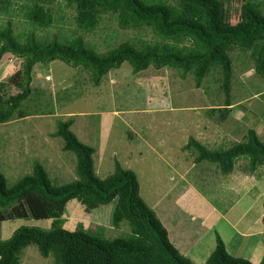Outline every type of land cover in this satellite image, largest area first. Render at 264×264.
Here are the masks:
<instances>
[{
    "label": "rangeland",
    "instance_id": "rangeland-1",
    "mask_svg": "<svg viewBox=\"0 0 264 264\" xmlns=\"http://www.w3.org/2000/svg\"><path fill=\"white\" fill-rule=\"evenodd\" d=\"M12 1L8 11L0 9V28L11 20L22 42L31 31L40 41L55 37L60 42L81 32L75 7L64 0L46 4L55 21L44 29L34 27L25 17V0ZM243 1L223 0L232 22L240 19ZM253 1L264 10V0ZM81 33L100 52L125 40L137 45L159 41L149 29L121 28L111 13L102 14L94 31ZM230 55L232 108L224 120L217 110L223 109L225 94L216 70L196 86L193 73L183 78L175 68L154 66L134 72L125 62L95 85L90 72L61 60L35 64L32 86L38 98L22 104L23 109L35 113L0 122V172L8 187L31 174L37 161L56 187L77 178L75 153L63 148L61 136L52 135L59 119L72 117L71 129L81 141L95 147L94 167L99 177L113 172L115 160L120 161L136 171L142 197L161 219L167 215L172 223L181 220L185 232L205 235L202 243L218 233L231 254L258 263L264 259V165L252 173L247 160L241 158L231 173L224 174L209 161L197 162L196 152L186 146L193 136L209 148H225L241 140L251 127L264 140V79L256 73L249 51L237 48ZM21 62L13 53L4 54L0 82L14 74ZM17 91L15 87L9 90ZM51 104L52 113L40 111ZM114 207L112 201L88 210L79 200L71 199L60 226L102 239L128 238L132 231L126 220L118 227L112 224ZM201 210L206 218L199 216ZM201 218L208 222L202 223ZM209 222H213L212 228ZM21 226L50 229L51 218L0 221V239L9 238ZM20 264L57 263L53 254L45 257L31 244L23 249Z\"/></svg>",
    "mask_w": 264,
    "mask_h": 264
},
{
    "label": "trees",
    "instance_id": "trees-1",
    "mask_svg": "<svg viewBox=\"0 0 264 264\" xmlns=\"http://www.w3.org/2000/svg\"><path fill=\"white\" fill-rule=\"evenodd\" d=\"M24 15L36 28H47L55 21L46 4L57 0H25ZM75 7V21L81 32L94 31L102 14L115 15L121 28L149 29L159 41H122L104 52L88 44L83 33L66 41L57 38L40 41L31 31L22 42L14 33L12 21L0 28V60L10 52L22 58L21 67L0 82V122L31 113L23 109L27 100L37 99L32 86L33 68L37 63L61 60L87 70L95 85L113 68L129 63L134 72L154 66L171 67L181 77L193 73L196 86L213 70L221 74L220 87L225 94L220 118L231 111L234 49L249 51L256 73L264 79V10L253 0L241 4L240 19L231 21L223 0H64ZM12 0H0V9L8 11ZM17 92H9L12 88ZM11 88V89H10ZM49 106V105H48ZM40 109L42 113H52ZM214 110V108H213ZM40 112V113H41ZM72 117L57 122L53 136H61L63 148L76 156L77 178L56 187L45 167L35 162L31 174L8 187L0 172V221L14 218H51V228L21 226L7 239H0V264H20L23 249L37 246L41 255L53 254L57 264H198L183 254L170 240L168 231L154 208L140 193L135 170L115 160L113 172L99 177L94 167L95 147L81 141L71 129ZM188 148L196 152L197 162L209 161L224 174L231 173L239 159L247 160L250 172L264 165V140L255 128H248L243 138L225 148H209L199 139L189 137ZM79 200L90 210L115 201L112 224L126 220L132 231L128 238L102 239L78 229L60 226V218L71 199ZM264 222V214L262 217ZM199 264H264L231 254L220 234L204 263Z\"/></svg>",
    "mask_w": 264,
    "mask_h": 264
},
{
    "label": "crops",
    "instance_id": "crops-1",
    "mask_svg": "<svg viewBox=\"0 0 264 264\" xmlns=\"http://www.w3.org/2000/svg\"><path fill=\"white\" fill-rule=\"evenodd\" d=\"M254 185V184H253ZM263 207V214H264V203L262 204ZM202 210L204 211V206L202 207ZM201 210V213L199 216H203L206 218V215ZM165 213L164 211H162ZM158 214V212L156 211ZM199 213V212H197ZM159 216V214H158ZM167 218H170V216L165 215ZM160 217V216H159ZM166 217L160 219L162 220L164 226L166 227L168 231V235L172 243L186 256H188L193 262L195 263H204L208 259L209 255L213 251L215 244H216V233L214 234L213 238L209 239L205 243H202L205 235L199 234V233H191L185 232L183 229V224L181 220H176L175 223H172V220H168ZM165 219V220H164ZM202 219V223H207L208 220ZM212 223L209 222L208 227L212 228ZM225 241V240H224ZM226 243V242H225ZM203 244V245H202ZM204 246L203 249H198ZM228 249V248H227ZM260 262V261H259Z\"/></svg>",
    "mask_w": 264,
    "mask_h": 264
}]
</instances>
